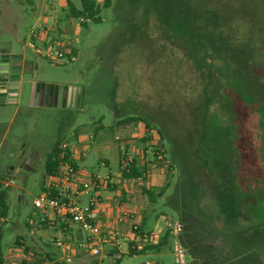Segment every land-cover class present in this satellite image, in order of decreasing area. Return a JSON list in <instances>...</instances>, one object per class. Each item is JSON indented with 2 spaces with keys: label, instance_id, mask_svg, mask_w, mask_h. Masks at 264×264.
Segmentation results:
<instances>
[{
  "label": "rangeland",
  "instance_id": "1",
  "mask_svg": "<svg viewBox=\"0 0 264 264\" xmlns=\"http://www.w3.org/2000/svg\"><path fill=\"white\" fill-rule=\"evenodd\" d=\"M80 1L0 0V55L10 52L27 63L17 104H0V178L7 204V214L0 218L4 220L0 221V264L55 263L53 257H42L50 249L43 245L52 244L49 251L60 252L54 240H61V234L39 228L42 214L32 202L47 183L43 162L56 141H82L86 146L77 167L85 175L109 176L114 182L122 155L130 160L141 157L143 132L151 139L148 145H159L169 163L173 159L176 165L151 167L142 185L152 193V200L136 184L118 182L112 191L99 189L101 221L118 230L116 220L125 210L115 204L121 191L131 214L147 219L151 226L155 217L177 221L175 207H215L208 195L219 201L229 196L232 201L225 205H231L236 217L227 224V236L234 247L241 248L239 252L247 253L236 263L264 264V113L248 115L245 108L218 99L222 95L218 85L229 83V74L221 73L222 64L212 60L204 63L209 78L201 76L206 71L199 72L200 62L188 54L185 39L168 30V15L159 4L164 0H111L106 8L102 0H93L99 6L98 21L82 19L84 26L79 18L69 16L67 8L70 3L80 9ZM177 1L189 10L190 18L208 12L213 19L219 18L222 33L243 34L245 39L250 34L260 56L255 61L261 67L259 82H264V0ZM53 22L55 29L45 28L43 42H33L29 31L52 27ZM52 44L60 49L67 44L64 53L74 51L73 59L48 58V50L58 48H50ZM33 83L62 93L74 86L79 93L74 106L62 100L45 104L32 100ZM211 96L216 101L208 105ZM137 116L151 122L147 126L152 130L142 123L117 124ZM158 130L166 140H158ZM26 157L29 162L21 163ZM15 238L21 246L14 244ZM117 238L125 249L120 235ZM24 246L26 252H22ZM100 246L95 252L69 255V262L62 258V263L112 264L107 253L114 246ZM146 261L175 264L172 242L157 254L122 255L120 264ZM184 262H189L186 252Z\"/></svg>",
  "mask_w": 264,
  "mask_h": 264
},
{
  "label": "trees",
  "instance_id": "2",
  "mask_svg": "<svg viewBox=\"0 0 264 264\" xmlns=\"http://www.w3.org/2000/svg\"><path fill=\"white\" fill-rule=\"evenodd\" d=\"M111 0H102V7H109ZM155 9H159L153 6ZM166 13H167V27L170 32L180 39L183 37L185 39V43L187 46V52L193 60L198 58L200 62L197 67L200 73L206 71V73L201 75L202 77L207 76L209 78L210 72L206 70L208 68L207 64H204L206 61H218L222 65V72H227L231 78V81L228 83H219L218 89H221L222 95L218 99H220L224 103H231L235 107L245 108L247 110L248 115L264 113V82H259V76L261 75V67L258 66L255 61L260 59L257 46L255 41L252 40L251 35H246L247 39H245L242 35L235 36L229 35L227 33H222L219 23V18L213 19V15L211 13H206L207 15H198L190 18L187 14L189 12L188 9H185L181 6L180 2L177 0H164V2L159 3ZM69 16L73 19L82 18L84 20H89L90 22L98 21V11L99 6L92 0H81L80 1V9H75L70 3L67 4ZM162 10V9H161ZM183 16V21L180 19V14ZM85 22L81 23V26H84ZM66 57L71 58L74 55L72 50L66 52L64 54ZM197 56V58H196ZM196 58V59H195ZM263 74V72H262ZM209 81V80H208ZM228 91H233L235 96H226L225 93ZM208 105L212 104L216 101L215 96H211L208 98ZM142 123L144 128L147 131H151V125L147 126L149 122H147L142 117H126L125 119L117 122L118 124H128V123ZM149 124H152L151 122ZM146 133L143 134L142 138H140V143L142 144L141 153L144 157V152L147 149H150L155 157L156 149H162L159 147L155 148V146L148 145L150 142V138L145 136ZM198 134V131H197ZM158 140L163 141L166 140V135L163 131H157ZM76 136H74L75 138ZM64 140L56 141L50 148L49 152L46 154L44 162H43V173L45 177L53 176L61 163L62 159L59 156L58 146ZM156 143V142H155ZM163 150V149H162ZM163 153H165L163 151ZM168 160V159H167ZM169 161V160H168ZM171 164L176 165V161L171 159ZM169 163V168H171V164ZM73 166L76 168V165L73 163ZM143 171H145V164L142 159L139 157H135L129 163L128 173L122 172L121 179L128 180L138 177ZM3 180L0 178V218H4L7 214V204H6V192L3 189L1 182ZM140 187L141 193L145 195L147 198L152 200V193L142 187V184H136ZM113 186L105 185V189L108 191H112ZM41 192H44L43 187L41 188ZM158 194L157 196H159ZM222 201L217 199V202L221 204L223 212H227V206L225 205L231 203L232 199L229 196L223 195ZM224 203V206H222ZM233 219V215H231ZM40 229H48L55 228V223H50L46 220L39 221L38 223ZM167 233L159 238L156 245H149L143 248L140 253H143L148 250H158V248L163 247L167 244L166 239ZM19 238H15V245H19ZM0 241H1V230H0ZM21 246V245H19ZM27 248L24 246V250L22 252H26ZM132 251H130L131 253ZM113 255L117 254L116 252H112ZM132 254V253H131ZM122 255H119L118 258L112 257L113 264H119ZM2 254L0 249V262H1ZM41 258V257H40ZM41 260V259H40ZM43 263L42 261H39ZM151 264H158L157 262Z\"/></svg>",
  "mask_w": 264,
  "mask_h": 264
},
{
  "label": "built area",
  "instance_id": "3",
  "mask_svg": "<svg viewBox=\"0 0 264 264\" xmlns=\"http://www.w3.org/2000/svg\"><path fill=\"white\" fill-rule=\"evenodd\" d=\"M89 21V20H84ZM83 22L82 18L78 19V23ZM44 32L43 27L39 30L29 31V36L39 37ZM57 46L53 52L48 50L47 57L51 60L60 59L65 54L67 44L51 45L50 48ZM91 137L88 136L87 140ZM86 145L79 141L76 143L62 141L58 146L59 156L62 159L55 174L47 177V183L43 186L42 195L32 202V207L38 210L42 216L39 221H48L55 223L58 230L64 233L69 227L74 226L78 239L74 244H68L63 239L54 240V245L60 247L63 258L69 262V255H73L74 251L87 250L95 252V248H100L102 244L118 245L119 231L113 228L102 226L99 223V213L97 206L100 204L99 189L105 188V185L113 186L118 182L125 185L143 184L149 177V170L155 164H162L164 168L169 167V161L164 157L162 149H156L155 157L150 149H147L141 159L145 164V171L138 177L128 180L121 179V173H128L129 163L131 160L125 155L120 157L118 163V172L115 175L116 181L113 182L111 177L105 176L99 178L93 175H85L77 167V162L82 159V151ZM141 152V151H140ZM148 155V156H147ZM149 157V159H147ZM76 165V168L73 166ZM117 207L122 208V203H115ZM133 214L129 211H123L122 215L116 220L117 225L130 223L129 231L136 233L138 238L144 243H156L160 234L158 230L141 233L138 226L133 222ZM1 222L4 220L0 219ZM169 235L173 238V254L175 264H185V250L177 241L178 233L181 226L178 221L168 219L165 223Z\"/></svg>",
  "mask_w": 264,
  "mask_h": 264
},
{
  "label": "crops",
  "instance_id": "4",
  "mask_svg": "<svg viewBox=\"0 0 264 264\" xmlns=\"http://www.w3.org/2000/svg\"><path fill=\"white\" fill-rule=\"evenodd\" d=\"M54 25H55V22H53L52 27H46L45 25L41 27H43L44 31L46 30L45 28H47V30L50 29L52 31L55 29ZM42 35L43 33L39 37H37V39L31 38V37L30 38L33 40V42L36 41V42L42 43L43 42ZM3 55H12V54L10 52H7ZM73 56L71 57V60L73 59ZM22 61H24V58H22ZM19 76H20V79L18 81L17 94L14 95L11 91H7L4 95V98H3L4 101L8 102L9 104L16 105L18 102V99L21 97L22 80H21V75ZM40 88L41 86L38 87L37 84L33 83V88L31 91L32 100L37 98L40 102H45L46 104H48L47 96L46 94L42 96L40 92ZM78 93H79V89L77 87L68 86L67 88L64 89L62 96L58 94L57 100L58 101L62 100L63 103L66 104L67 106H74ZM143 134L144 132L142 133V136ZM142 136L140 138H142ZM23 161L25 163L29 162L27 157ZM141 186L143 187V185ZM123 194L124 192L121 191L120 195L115 201L119 200L118 202H121L123 204L122 207H124L125 211L131 212V208L129 207V205L126 204V201L124 199L125 197ZM209 196L210 195L207 196V199L214 201L215 207H211L209 204H206V205L201 204L204 206L203 208L204 213L202 214H201L202 208L198 210L195 207L190 208V207L185 206V207H182L181 209L178 207H175V211L178 213L177 221L179 222L181 226V229L177 236V241L187 253V256L189 258L188 264H245L243 262H240V263H236V262L240 260L241 258L245 257L247 253L239 252L241 248L239 249V247H234L233 245L234 242L232 243L227 236V224L229 220H232L231 215H233V218L236 217L232 213L231 205H227L226 207L227 212L225 213L222 210L221 204H219L212 196L211 197ZM111 206L112 204L110 203L106 205L108 209L111 208ZM136 217L137 215L135 213L133 216V222L138 226L139 231L141 233L149 232L152 230H157V231L159 230L160 231V234L158 237V240H159V238H161L166 232L168 235L166 236L167 243L171 241L173 244V238L169 235L168 229H166V226L164 224V221L166 222L168 219H170L169 217L168 218L166 217L163 222L160 219L157 220L155 217L153 221V226H151L150 222L147 219L142 217L140 218V220H138L136 219ZM99 223L102 226L108 227L105 223H103V221H101L100 217H99ZM129 224L130 223H128V225L124 223V224L118 225L119 226L118 231L120 232V240H121V243H124L125 249H122L121 244L119 243L117 246H114V248H110L107 255H109L111 259L112 257L118 258L119 255L139 256V255H144V254H157L165 246L164 245L163 247L158 248V250L152 249V250H148L143 253H140L139 251H141L146 246L156 245L158 240L156 243L142 242L138 238V235L136 233H131L129 231V226H130ZM33 229L36 230L35 228ZM48 229L58 230V227L55 225V228H48ZM75 231H76V228H75ZM59 233L61 234L62 239L68 244H72L71 243L72 238H76L75 240L79 238L78 234L76 232L74 233V230L72 227H69L68 230L65 231L64 233H62L61 231H59ZM43 246H45V248H50V249H47L46 253L42 252L43 253L42 257H44L47 260H52V257H53L55 261L54 264H64L62 263V260H61L63 258L61 256L63 255L61 249H60V252L56 253L53 251H49V250H52L51 249L52 244H46V245L44 244ZM197 248L202 249V252L199 253L196 250ZM113 251L116 252L117 254L113 255L112 254ZM130 251H132L131 252L132 254L130 253ZM74 255H75L74 257L78 256L79 255L78 251H74ZM39 256L41 257V255ZM151 263H154V262L146 261L142 264H151ZM21 264H25V263L21 261ZM44 264L46 263L44 262ZM246 264H250V263L246 262Z\"/></svg>",
  "mask_w": 264,
  "mask_h": 264
},
{
  "label": "water",
  "instance_id": "5",
  "mask_svg": "<svg viewBox=\"0 0 264 264\" xmlns=\"http://www.w3.org/2000/svg\"><path fill=\"white\" fill-rule=\"evenodd\" d=\"M10 59V64L8 61ZM22 60L21 56H0V104L4 103V95L7 91H11L14 95L17 94L18 91V81L20 79V71L13 70L14 61L19 63ZM18 66V65H17ZM48 89L46 86H41L40 90ZM2 91V92H1ZM57 100V94L53 96V101ZM46 104V103H45ZM24 161L22 160L21 163ZM25 169V167H22Z\"/></svg>",
  "mask_w": 264,
  "mask_h": 264
},
{
  "label": "flooded vegetation",
  "instance_id": "6",
  "mask_svg": "<svg viewBox=\"0 0 264 264\" xmlns=\"http://www.w3.org/2000/svg\"><path fill=\"white\" fill-rule=\"evenodd\" d=\"M0 56H11V55H0ZM8 64H10V59L8 61ZM26 66H27V63L25 61L21 60L19 63H16L14 61L13 70L14 71L19 70L20 75L22 76V73H24V71L26 70ZM40 92H41L42 96H44V94H46L48 103H50L53 100V96L55 94H57V98H58V94H60V96H62V92H58L54 88H51V87H48V89H46V92H45V89H42V91L40 90ZM218 197H220V196H218ZM214 199L217 201V196L216 197L214 196Z\"/></svg>",
  "mask_w": 264,
  "mask_h": 264
}]
</instances>
